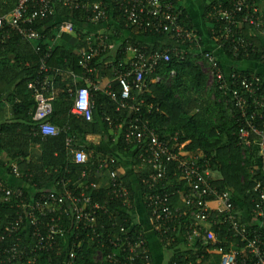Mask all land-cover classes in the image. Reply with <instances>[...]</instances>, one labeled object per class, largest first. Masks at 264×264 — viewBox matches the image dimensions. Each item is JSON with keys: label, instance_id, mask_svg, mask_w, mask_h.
<instances>
[{"label": "built area", "instance_id": "2783aa9c", "mask_svg": "<svg viewBox=\"0 0 264 264\" xmlns=\"http://www.w3.org/2000/svg\"><path fill=\"white\" fill-rule=\"evenodd\" d=\"M176 1L178 0L122 2L120 10L126 17L127 26H137L150 33L170 37L174 45L172 48L150 52L145 46L126 44L127 59L118 61L116 65H106V68H111L121 88L119 96L110 91L106 95L117 104V112L126 110L129 119L125 127H121L124 143L136 150L134 163L139 169L147 172V177L143 180V186L147 190L144 196L147 220L152 232L167 244L176 243L178 239L179 242L186 240L190 243L199 260L204 255L200 257V248L194 247L197 244L212 246L217 248L216 251H222L220 264H264L262 182L258 181L254 188V192L259 194V199L255 202L252 216L254 220H260L261 227L259 230H252L237 213L233 196L219 191L213 185L218 179L215 177L217 171L212 167V156L185 154V145H177L178 134L168 138L160 136L150 121L140 114V108L146 104L141 98L146 88V79L154 75L155 83H167L172 80L175 72L172 71L171 76L166 79L156 73L159 65L170 62L173 55L184 59L189 50L183 45L195 44V50L205 52L200 67L208 76L209 85L217 84L246 119L247 126L240 131L241 145L250 148L251 132L258 136L259 142L255 146L259 149L258 161L264 174V126L259 129L253 123L257 118H264L262 79L258 75L244 77L233 73L226 77L216 55L204 51L196 31L182 23V11ZM221 4L222 2L213 7L209 19L223 24L220 33L225 34L226 41H231L235 54L243 53L247 56L250 50L256 51L253 42L243 34L246 27L251 28V36H257L264 44V0H233L231 8L228 9H221ZM56 7L83 12L85 23L91 25L103 24L108 20V13L102 1L92 3L88 0H19L10 15L0 18V30L3 29V21H6L11 29L23 38L39 42L42 37L33 26L38 21L53 16ZM75 27V22L71 20L61 21L55 28L57 39H61L64 34L74 33ZM109 47V35L100 33L92 35L86 43V48L79 54V65L86 74L87 85L72 88L69 94L73 99V115L87 122L93 120L92 92L101 91L95 81L87 76L98 72L93 62L106 55ZM220 48L222 49V45ZM49 57L50 54H47L42 60L41 70L45 72V77L29 83L28 88L36 102L33 120L38 124L39 134L57 136L61 130L50 122L56 88L54 76L48 74L51 70L46 66ZM54 72L59 73L60 69ZM148 109L151 112L152 107L149 106ZM105 120L111 126L116 123L109 116H106ZM65 144L76 164L85 165L95 159L81 149L76 135L68 134ZM96 162L97 181H92L87 171L80 172L79 178L74 181L69 178L71 172L67 167L59 168V171H64L63 175L59 174L58 169H54L58 174L53 183L56 189L36 192L31 199L26 196L27 190L12 187L7 181L0 180V203L15 202L20 211L16 220L6 227L1 238V241H13L12 245L5 249V260L1 264H38L41 253H55L63 242L67 243L68 255L62 264H77L76 249L81 248L86 239L98 243L96 262L150 264L151 255L146 234L142 230L136 233L134 231L135 205L130 190L112 160ZM8 169L11 177L16 180L26 184L33 181V174L24 172L17 164L9 165ZM105 171L109 177L106 187L109 201H117L121 209L132 211V226L128 225L127 218L117 219L114 214H111L110 228L107 229L105 224L99 222L100 215L108 213L109 202H94L92 192L102 188L99 178ZM173 178L178 182L183 181L184 186L180 187L179 183V186L172 189L174 191L167 189L165 184ZM175 197L179 198L182 206L173 203ZM217 227L219 230L226 228V231H222L223 236L219 231H215ZM22 236L27 238L29 246L21 245ZM75 247L76 249H73Z\"/></svg>", "mask_w": 264, "mask_h": 264}, {"label": "trees", "instance_id": "16d2710c", "mask_svg": "<svg viewBox=\"0 0 264 264\" xmlns=\"http://www.w3.org/2000/svg\"><path fill=\"white\" fill-rule=\"evenodd\" d=\"M88 1L97 2L98 0ZM124 1L103 0L108 18L111 21V31L108 34L109 52L115 47L116 42L120 44L121 41V44L116 50L115 58L109 52L101 57L103 61L101 60L100 73L112 72L111 68H106L105 63L116 65L118 61L127 59L126 44H139L148 48L150 52L164 50L174 45L170 37L150 33L148 30H142L137 26H127L126 17L120 10V4ZM221 2L223 4H221V9H228L231 8L233 0H222ZM221 2L208 0L204 17L210 25L206 28V32H196L200 37L202 49L216 55L226 77H230L232 73L244 77L258 75L263 81L262 91L264 92V58H262L264 56V44L257 36H251V28L246 27L243 34L249 41L253 42L256 51L250 50L247 56H244L243 53L235 54L231 41H226L225 34L220 33L223 24L209 19L213 7ZM18 3L19 0H0V18L10 15ZM176 4L178 5V1ZM179 7L182 11V23L192 29L193 23L187 11L181 5ZM55 10H61V12L58 11L57 14L40 20L33 26V29L42 37L39 42L23 38L11 29L6 21H3V29L0 30V102L11 101L13 111L11 122L0 124V155L5 154L8 157V161H3L0 157V180H7L4 177L5 175L8 176V166L11 164H17L24 172L32 173L33 181L30 184L18 180L30 188L26 191L28 199H31L36 192L44 191L49 184L55 182L58 174L54 172V169L59 171V168L67 167L71 172L69 178L74 181L79 178L80 172L87 171L91 180L97 181L95 176L98 169L96 157L85 165L76 164L66 148V137L68 134L76 135V130L84 134L83 126H91L89 123L92 122L95 124L94 127L101 124L106 129H118L125 127L129 121L126 110L117 112L115 101L101 92H92L93 117L96 120L86 123L84 119L73 115V99L69 90L75 87L69 72H79V54L82 49L86 48L89 33L85 32V15L83 12L69 11L62 7H56ZM63 20L75 22V32L64 34L61 39H57L55 28ZM168 40L172 41V45H164L163 42ZM56 41H60V43L53 44ZM221 45L222 49L220 48ZM183 46L189 50L184 59L173 55L171 61L161 63L156 72L167 79L174 71L175 76L171 84H166V82L155 83L154 75L146 79V88L141 94V98L146 104L140 108V114L150 121L160 136L168 138L178 134L177 145H185V154L212 156V167L214 171L221 174V179L214 181L213 185L219 191L233 196L236 211L242 221L246 222L239 204L245 205L247 212L253 216L255 202L259 199V194L254 192V188L258 181H261L264 186V174L261 172V163L258 161L260 159L258 157L259 149L258 146H255L259 142L258 136L251 132L249 137L250 148L241 145L240 131L247 126L246 119L217 84L209 85V78L200 67V62L204 61L205 52L195 50V44L193 46L184 44ZM51 47L53 49H50ZM47 54H50V57L46 60V66L51 70L48 74L54 76L56 88L53 115L50 122L59 126L61 132L57 136L39 134L38 124L33 120L36 102L28 88L29 83L45 77V72L41 70V66L42 60ZM101 58L94 60L93 66H98V61ZM56 69H60V72L55 73L54 70ZM112 91L118 96L121 94V88L117 81L113 82ZM149 106L152 107L151 112H149ZM106 116L111 117L116 122L115 125H109L105 120ZM253 123L257 128L262 129L264 118H257ZM120 141L118 147L130 152L133 151L136 154L134 148L126 146L122 134ZM31 145L43 149V157L39 163L25 162L29 158ZM81 149L92 156L89 149L85 147H81ZM63 172L60 170L59 174L63 175ZM136 176H139L138 186L143 196H146L147 190L143 186V180L147 177V172H137ZM123 181L130 190L134 202L132 181L129 177L123 178ZM179 183L180 187L184 186L183 181L178 182L174 178L165 185L167 189L174 191L172 189L179 186ZM10 186L16 187L12 184ZM108 193L106 188L92 192L94 202L101 204L109 202L108 213L101 214L99 222L105 224L107 229L110 228L112 224L111 214H114L117 219L127 218L128 225L132 226L134 222L132 211L125 208L121 209V205L117 201L110 202ZM143 199L145 198L143 197ZM173 203L182 206L177 197L173 199ZM18 212L20 211L15 202L0 203V264L5 260V249L9 248L13 242L12 239L1 241V238L6 227L16 220ZM257 222L255 225L246 223L252 230H259L261 222L260 220ZM141 230L140 225L134 226L135 233ZM224 230L226 231L225 227H222L221 230L218 227L215 228V231H219L222 236ZM22 237L21 245L29 246L30 243L27 238ZM13 240L15 241V239ZM173 246L171 245L170 249ZM195 247L200 248L199 254L200 257L204 255L203 258L199 260L197 254L189 251L178 264H220L222 251H216L217 248L212 246L199 244ZM97 250V241L86 239V243L81 248L76 249V263L106 264L95 261ZM67 255V243L63 242L57 252L41 253L38 264H62ZM210 259L213 262H209Z\"/></svg>", "mask_w": 264, "mask_h": 264}, {"label": "crops", "instance_id": "0c3cea01", "mask_svg": "<svg viewBox=\"0 0 264 264\" xmlns=\"http://www.w3.org/2000/svg\"><path fill=\"white\" fill-rule=\"evenodd\" d=\"M103 2V0H98L97 2L92 3H99ZM208 4V0H178V5L185 8L188 13L189 18L193 23V29L197 32H206V28L208 26V21L204 17L205 8ZM56 11V10H55ZM61 12V10H57L55 13L57 14ZM8 16V15H7ZM110 19L99 25H91L88 23H84L85 32L89 33L88 39L92 35L97 34H110L111 27H110ZM60 41H56L55 44H59ZM164 45H172V41H165L163 42ZM116 42L115 47L109 52V54L115 58L117 55L116 50L119 48L120 44ZM103 58H101L98 62V72L95 75L87 76L95 81L101 88V93L105 94L107 92H113V82L115 80V75L113 72L111 73H100L101 62ZM102 60V61H101ZM107 65V63H105ZM79 65V63H78ZM80 67V65H79ZM70 76L72 79V83L74 87H82L87 85L85 80V72L80 67L79 72L70 71ZM34 111V110H33ZM13 119V111H12V103L9 100L1 101L0 102V124L4 122H11ZM93 120L94 119L93 117ZM35 122V121H34ZM86 123H88L86 121ZM57 126L56 124H54ZM91 126H83L84 134H81L79 130H76V135L78 137V145L81 147H85L90 150L92 157H96L97 160H104L110 159L114 163V167L118 168L119 174L122 178L129 177L132 181L133 185V197H134V204L135 209L133 211L134 214V221L136 225H140L142 231L146 234V238L148 241V245L150 248V255H151V262L150 264H173L181 260V258L185 257V255L192 251V245L185 240H181V242L169 243L167 244L164 240H161L156 234H154L151 230V226L149 225V221L147 220L148 215L146 209L144 207V199L142 191L139 188L140 178L136 176L137 172H141L143 170L139 169L134 165L135 161V154L125 149H121L119 146L121 140V128L118 129H106L103 125H97L94 127V122L89 123ZM59 128V126H57ZM3 161H8L7 155H0ZM43 157V149L36 145H31L29 149V158L25 160L26 163L32 162H40ZM22 170V169H21ZM215 177L220 180L221 174L219 172H215ZM4 178H7V182L16 186L21 187L25 190H29L30 188L28 185L19 182L18 180L12 178L10 174L8 176L5 175ZM109 177L108 172L105 171L99 178V184L102 188H106L108 186ZM55 186L51 183L47 186L45 191H53L55 190ZM240 205V210L242 212L243 217L245 218L247 223L251 225H255L257 220H254L252 216L247 212V207L242 203ZM174 245L173 248L170 249V246ZM197 246V245H196ZM191 247V248H190ZM195 247V245H194ZM212 259L209 260L211 262ZM213 262V261H212ZM211 264V263H207Z\"/></svg>", "mask_w": 264, "mask_h": 264}, {"label": "rangeland", "instance_id": "374dc122", "mask_svg": "<svg viewBox=\"0 0 264 264\" xmlns=\"http://www.w3.org/2000/svg\"><path fill=\"white\" fill-rule=\"evenodd\" d=\"M208 25H210V24L208 23ZM167 83H168V84H171V83H172V80H168ZM167 83H166V84H167Z\"/></svg>", "mask_w": 264, "mask_h": 264}]
</instances>
